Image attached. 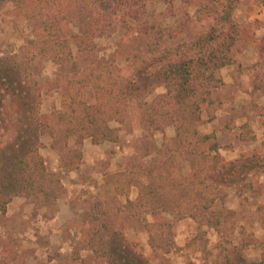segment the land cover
I'll return each mask as SVG.
<instances>
[{
  "label": "rangeland",
  "instance_id": "rangeland-1",
  "mask_svg": "<svg viewBox=\"0 0 264 264\" xmlns=\"http://www.w3.org/2000/svg\"><path fill=\"white\" fill-rule=\"evenodd\" d=\"M91 1L98 2L0 1V57L26 59L25 79L32 82L31 75L40 86L38 118L49 125L39 137L40 153L46 169L56 173L62 185L55 204L17 196L7 205L6 213L0 214V264H243L263 260L264 0H120L117 15L103 22L113 23L115 31L96 37L94 48L80 52L70 37L79 34L74 24L78 20L71 19L69 11L79 8L84 18V4ZM143 24H154L162 31L154 33ZM212 29L213 47L221 43L216 54L227 49L229 35L234 42L228 52L231 62L219 68L216 80L208 84L210 96L198 132L212 137L198 143L197 152L189 153L187 147L175 150L174 128L168 123L161 131L143 130L139 104L154 102L165 93V79L157 75L141 77L140 86L147 87L129 101L114 87L120 97L100 104L103 113L96 112L99 91L91 76L102 66L108 65L113 73L135 65L144 68L154 63L152 57L164 46L204 39ZM42 36L56 40L60 58L69 49L70 60L52 61L48 57L52 53L32 56L36 50L30 51L27 40ZM122 44L128 46L124 52ZM139 56L149 62L139 63ZM79 99L91 105L96 118L111 119L108 125L118 129L117 142L65 139L64 127L56 120L71 108L80 112ZM124 104L123 111L115 113ZM16 107L14 101L0 116L13 123ZM121 117L124 122L119 124L115 119ZM189 134L193 145L195 137L192 131ZM14 136V126L0 130V145L12 142ZM68 148L70 157L74 150L81 152L76 169L65 163ZM199 168L202 171L193 177ZM219 171L224 180L212 181L209 176ZM166 172L171 175L163 179ZM203 180L215 198L208 210L196 203V190L203 188ZM177 211L196 216L176 220ZM133 253L143 260H130Z\"/></svg>",
  "mask_w": 264,
  "mask_h": 264
},
{
  "label": "trees",
  "instance_id": "trees-1",
  "mask_svg": "<svg viewBox=\"0 0 264 264\" xmlns=\"http://www.w3.org/2000/svg\"><path fill=\"white\" fill-rule=\"evenodd\" d=\"M1 1V0H0ZM120 0H98L85 3L86 16L80 18V9L74 8L69 11L72 15L71 19H76L75 26L79 29V34L71 35L73 42L76 44L78 51L84 52L96 46L95 38L106 37L115 31L113 23L103 24L106 18L111 15H117V5ZM98 3V4H97ZM116 5V6H115ZM103 8V14H101ZM115 6V7H114ZM217 11V9H216ZM126 15V14H125ZM111 20V19H110ZM109 20V21H110ZM108 21V22H109ZM143 26L149 30L154 29V33L159 34L162 30L160 27L154 28V24ZM214 29L206 38H198L196 41L189 43H179L175 46H164L157 51L156 56H153L154 63H149L146 67L141 68L136 65L130 70L126 68H117V73H113L108 65L102 66L100 71L93 73V81L97 83L95 91L99 95V105H95L97 113H103L100 110V104L112 103L114 99L123 96V100H132L139 97L138 91L142 90L139 79L148 78L149 76L157 75L162 77L163 88L165 93L161 99H156L154 102L148 103L142 101L139 104L141 113L140 124L143 130L153 133L154 131L163 130L166 123L174 128L175 137L173 143L174 149L179 150L186 148V151L197 152L196 145L200 142H205L212 137L211 135H200L198 132L199 126L202 124V114L205 107L208 105V97L210 90L208 84L216 80L215 72L231 62L228 52L230 45L233 44L234 38L229 35L227 49H220L221 43L214 48ZM32 56L42 54L48 56L49 53L52 61H60L61 59L70 60L71 53L68 49L62 58L58 56L56 50V40L42 36L39 38L28 39ZM149 44V41L147 42ZM125 47V44L120 45ZM155 48V47H154ZM136 59V57H135ZM136 61V60H135ZM139 63H147L145 60L138 57ZM27 63L26 59L18 58V55L11 57H0V111H4V107H8L16 102L17 119L13 122L3 119L0 116V130L6 129L8 126L15 127V136L12 142L5 145H0V214L6 213L7 205L14 197H35L40 198L42 205L55 204L58 194L62 190L60 179L56 173L49 172L45 167L43 156L40 153L41 144L39 137L44 133L49 125L41 123L38 118V108L40 105L39 89L40 86L30 75L31 81L27 78ZM64 63V62H63ZM24 65V69L22 68ZM112 77L117 80H112ZM114 87H118L120 96L114 93ZM200 87V90H197ZM35 97V99L33 98ZM108 97V98H105ZM70 100L74 99H69ZM106 101V102H105ZM108 101V102H107ZM76 104L80 107V112H75L76 108H71L59 114L57 123H62L65 132V139L74 138L76 143H81L85 139H90L93 144L103 142H117L119 140L118 129L109 127L108 120L96 118V115L90 112L91 105L85 100L79 99ZM67 105V104H66ZM65 105V106H66ZM125 104L120 108H115V113L119 114L125 108ZM122 108V109H121ZM68 109V105H67ZM121 109V110H120ZM119 124L124 122L123 117L115 119ZM76 130V131H75ZM193 133L195 141L188 140L192 137L189 132ZM189 148V150H188ZM71 151L67 149V157L65 163H69L72 169L78 168V160L81 158L79 150H74L72 157ZM172 165L174 164L173 160ZM219 162L216 161V165ZM224 167V165H222ZM213 170H218L217 166H211ZM202 171V168L195 169L193 177H197V173ZM181 173V171H179ZM162 177V174H160ZM171 174L166 172V176ZM212 181L224 180L222 172L217 175L209 176ZM224 182V181H223ZM195 184V183H194ZM203 188L196 190L197 204L203 209L211 208L215 198L209 194L207 189L209 185H204V180L201 181ZM140 185V184H139ZM240 187L238 192H240ZM152 192V191H151ZM149 192V193H151ZM154 193V192H153ZM159 200V199H158ZM141 201V207H144V202ZM139 201V203H140ZM127 203H132L129 200ZM137 204V203H134ZM165 210L168 208L163 207ZM193 213H181L177 211L176 220L186 217L195 218ZM140 254H132L131 259L136 258L143 260ZM132 261V262H133ZM134 264V263H133ZM243 264H264L263 260L255 262H244Z\"/></svg>",
  "mask_w": 264,
  "mask_h": 264
}]
</instances>
